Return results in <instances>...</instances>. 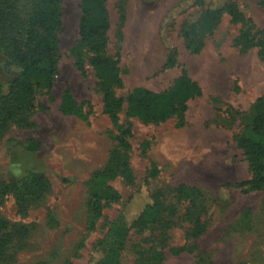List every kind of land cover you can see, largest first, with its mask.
<instances>
[{
	"label": "rangeland",
	"instance_id": "obj_1",
	"mask_svg": "<svg viewBox=\"0 0 264 264\" xmlns=\"http://www.w3.org/2000/svg\"><path fill=\"white\" fill-rule=\"evenodd\" d=\"M202 1V7L193 0L106 2L110 24L106 54L119 56L123 84L116 91L118 97L125 99L135 88L163 92L182 70L202 94L188 103L182 127L175 119L143 125L128 119L123 108L120 124L129 123L132 132L128 156L133 181L127 184L117 178L109 184L118 201L103 210L94 231L87 229L88 183L105 166L116 131L102 112L93 70L86 62L82 77L70 56L78 40L79 2L62 1L58 76L51 99L37 96L36 109L27 118L30 126H9L0 136V185L35 172L45 176L50 188L24 214L17 212L10 196L0 203V218L15 237L0 264H92V247L107 233L108 223L120 215L133 219L151 196L161 203L163 220L169 223L164 259L154 264H264V189L244 193L236 187L250 175L235 143L249 135L251 106L264 95V61L257 49L234 46L241 27L227 16L204 39L199 53L186 51L181 26L218 0ZM232 1L255 32L264 33V6L259 0ZM170 50L176 54V66L162 71ZM1 63L0 57V80ZM66 89L76 103H85L81 115L59 111ZM11 162L24 163L22 176L12 174ZM152 167L156 176L149 178ZM179 186L196 189L198 196L179 199L175 192ZM195 223L203 231L192 239L188 235ZM139 242L140 237L132 235L123 264H133V247ZM179 248L184 250L169 252Z\"/></svg>",
	"mask_w": 264,
	"mask_h": 264
},
{
	"label": "trees",
	"instance_id": "obj_2",
	"mask_svg": "<svg viewBox=\"0 0 264 264\" xmlns=\"http://www.w3.org/2000/svg\"><path fill=\"white\" fill-rule=\"evenodd\" d=\"M63 0H0V57L2 58L0 80V136L9 126L27 128L29 114L36 109L37 96L51 99L53 84L58 76L59 34L62 32ZM79 22L78 40L70 50L74 66L85 76V63L91 67L102 95V112L108 117L116 131L115 147L109 154L105 166L94 172L88 183L87 229L94 231L102 218L103 210L118 201L117 193L110 183L121 178L125 183L133 181L129 166V140L132 137L129 123L120 124L119 114L125 107L126 117L136 119L143 125H158L175 119L178 127L185 122L188 103L201 96L198 84L182 70L171 86L160 93L143 88L131 90L125 99L116 95L122 89L118 55L108 56L107 32L110 28L107 0H78ZM215 6L201 11L198 16L185 21L180 36L186 51L199 53L204 39L218 26L223 16L230 23L240 25L241 31L234 39L235 47L255 48L259 58L264 61V33L255 32L251 20L245 18L232 0L215 1ZM193 5L203 6L202 0H193ZM264 6V0H259ZM176 66V54L170 50L161 70ZM85 103H76L68 89L61 97L59 111L63 115H81ZM252 118L248 136L235 139L236 147L243 152L250 179L237 184L244 193L264 189V95L251 106ZM156 176L152 167L149 178ZM50 184L42 174L27 173L22 179L11 180L0 185V203L10 196L19 214H24L30 204L36 203L48 191ZM179 199L191 200L198 196L193 188L179 186L176 189ZM150 203L133 218L120 215L108 223L107 233L92 247V264H123L132 235L140 237L133 247V264L161 263L166 248L165 232L168 230L163 220L164 209L160 202L151 196ZM173 213L170 212L169 216ZM169 224V223H168ZM160 228V229H159ZM159 238L156 241V231ZM20 231H25L19 228ZM203 231L195 223L189 238H197ZM17 232V231H16ZM27 232V231H25ZM24 232V234H25ZM12 230L0 218V261L13 246ZM150 244V245H148ZM148 245V248L145 247ZM184 248L169 251L182 252Z\"/></svg>",
	"mask_w": 264,
	"mask_h": 264
},
{
	"label": "clouds",
	"instance_id": "obj_3",
	"mask_svg": "<svg viewBox=\"0 0 264 264\" xmlns=\"http://www.w3.org/2000/svg\"><path fill=\"white\" fill-rule=\"evenodd\" d=\"M9 167L12 174L16 177H20L24 174L25 165L23 162H11Z\"/></svg>",
	"mask_w": 264,
	"mask_h": 264
}]
</instances>
